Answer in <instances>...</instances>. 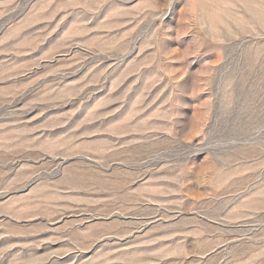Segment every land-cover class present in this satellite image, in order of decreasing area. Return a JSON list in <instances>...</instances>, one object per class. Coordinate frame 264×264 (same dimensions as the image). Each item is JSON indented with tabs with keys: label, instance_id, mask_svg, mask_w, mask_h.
Masks as SVG:
<instances>
[{
	"label": "rangeland",
	"instance_id": "rangeland-1",
	"mask_svg": "<svg viewBox=\"0 0 264 264\" xmlns=\"http://www.w3.org/2000/svg\"><path fill=\"white\" fill-rule=\"evenodd\" d=\"M0 264H264V0H0Z\"/></svg>",
	"mask_w": 264,
	"mask_h": 264
}]
</instances>
